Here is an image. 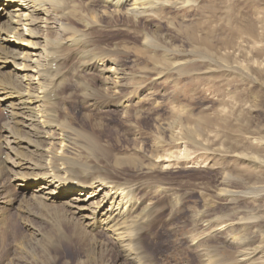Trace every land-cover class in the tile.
Wrapping results in <instances>:
<instances>
[{
	"label": "rangeland",
	"instance_id": "obj_1",
	"mask_svg": "<svg viewBox=\"0 0 264 264\" xmlns=\"http://www.w3.org/2000/svg\"><path fill=\"white\" fill-rule=\"evenodd\" d=\"M68 1L103 27L96 31L95 25L89 33L79 30L89 35L84 44L95 48L96 57L112 58L122 67L127 78L120 94L144 101L131 106L125 116L98 109L86 115L89 108L81 104L80 84L96 88L99 97L107 93L99 89L97 72L79 69L81 60L63 48L59 53L68 58L62 61L65 72L56 89L62 97L57 111L73 128L98 135L119 157L136 158L135 165L120 173L116 169L117 174L141 179L142 172L150 170L149 180L169 188L176 201L185 194L182 211L169 219L160 214L142 240L150 263L264 261V0H186L181 8L165 5L156 15L134 23L110 12L101 15L107 10L101 11L97 0ZM187 31L193 33L194 43ZM50 33L58 39L55 31ZM147 33L174 53L144 48ZM177 62L184 63L172 71ZM158 73L163 74L160 79ZM10 79L0 76L2 83L12 84ZM7 112L0 107V125L10 123ZM3 140L0 131V264H123L74 239L55 246L44 243L48 252L41 251L33 232L48 231L50 224L39 216L31 192L20 197L3 168L12 159ZM228 191L237 194L229 197ZM151 196L161 198L162 207H172L164 202L166 197ZM189 237L194 238V248L186 241ZM244 247L255 251L249 263L240 261ZM41 257H47L45 262Z\"/></svg>",
	"mask_w": 264,
	"mask_h": 264
},
{
	"label": "bare ground",
	"instance_id": "obj_2",
	"mask_svg": "<svg viewBox=\"0 0 264 264\" xmlns=\"http://www.w3.org/2000/svg\"><path fill=\"white\" fill-rule=\"evenodd\" d=\"M68 2L0 0V76H10L13 81L12 84L0 81V107L8 111L7 118L10 121L7 122L8 125H0L4 138L2 144L5 145L3 149L6 154L12 156L3 168L12 177L20 197L31 192L29 199L34 200L36 210L41 212L39 216L50 224L48 231L35 229L33 232L35 243L41 244L39 247L42 252H48L44 243L55 246L60 241L71 242L74 239L77 243L91 245L103 256L114 257L123 264H151L141 242L160 214L166 213L165 217L169 219L182 211L181 204L184 203L185 194L176 201L169 188L149 180L150 170L143 171L141 179L129 178L130 175L125 177V174L122 176L119 174L121 170L135 163L136 158L119 157L98 135L86 132L85 128H73L67 124L64 113L57 111L62 97L59 99L56 89L65 72L61 70L62 61L64 63L68 58L60 55L59 50L63 48L70 57L81 60L79 69L97 72L99 89L107 93L105 97H99L98 92H95L96 88L80 84L83 100L81 104L89 108H86V115H90L92 109H98L125 116L131 106L144 101L139 96L132 98L133 96L120 94L123 81L127 78L124 71H121L122 67L120 69V65L112 58H104L106 56L103 55V58L96 57L95 48L91 49L89 43L84 44L89 37L86 32L89 33L95 25V30L98 29L100 24L87 19L88 12L84 16L79 12L80 8L77 9L74 5L67 4ZM187 2L97 0L95 3L101 6V11H108H100L101 15L105 16L110 12L114 16L131 19L134 23L152 14L156 15L165 5L181 8ZM81 28L86 32L80 31ZM53 30L58 35L57 40L51 38L50 31L54 32ZM190 33L188 35L190 34L194 43V35ZM147 35L142 42L144 48L173 52L166 45L155 44L152 36ZM183 63L173 64L171 70L176 72V68H180ZM161 75L163 74L158 73L157 78L160 79ZM86 115H83L84 120L90 126L92 119ZM198 130H201L200 126ZM231 191H228L229 197L237 194ZM150 193L166 197L164 202L172 203L170 210L160 205L161 198L154 199L150 197ZM41 222L43 223L42 220ZM67 230L68 233L64 234ZM58 232L62 235L59 236ZM189 238L186 241L193 247L194 238ZM254 255L253 249L244 247L240 251V261L247 263ZM44 258L41 257V261ZM254 264H264V261Z\"/></svg>",
	"mask_w": 264,
	"mask_h": 264
}]
</instances>
